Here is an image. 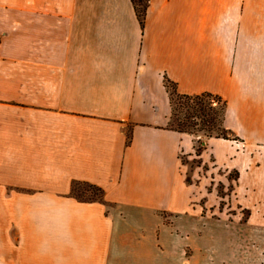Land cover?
Instances as JSON below:
<instances>
[{"label":"crops","instance_id":"crops-1","mask_svg":"<svg viewBox=\"0 0 264 264\" xmlns=\"http://www.w3.org/2000/svg\"><path fill=\"white\" fill-rule=\"evenodd\" d=\"M165 79L225 104L196 181ZM217 178L223 220L264 227V0H0V264H144Z\"/></svg>","mask_w":264,"mask_h":264},{"label":"rangeland","instance_id":"rangeland-1","mask_svg":"<svg viewBox=\"0 0 264 264\" xmlns=\"http://www.w3.org/2000/svg\"><path fill=\"white\" fill-rule=\"evenodd\" d=\"M168 87L173 90L171 83ZM222 106V100L214 95H202L184 103L173 96L168 126L182 128L194 140L193 155L181 154L187 181L199 179L196 171L200 176L209 175L207 163H202L198 155L206 138L226 135L220 125ZM210 180L207 188L215 193L199 196L197 201L203 206L200 214L166 216L160 236H151L144 264H264V227L224 221L223 181ZM72 193L82 199L100 197L96 187L85 183L74 186ZM155 241L161 246L154 248Z\"/></svg>","mask_w":264,"mask_h":264},{"label":"trees","instance_id":"trees-1","mask_svg":"<svg viewBox=\"0 0 264 264\" xmlns=\"http://www.w3.org/2000/svg\"><path fill=\"white\" fill-rule=\"evenodd\" d=\"M147 1L148 0H134V3L136 5V10L138 11V14L140 16V18L142 19L143 17V14H144V11H145V7H146V4H147ZM168 83H171L172 86H173V90H169V87H168ZM165 85L167 87V90H168V93H169V101H170V104H171V113H172V99H173V96L175 95L176 96V99L179 101V102H189V101H193L194 99H198L200 98L202 95H214L210 92H202V93H199V94H189V93H182V92H179L177 91L176 87H175V84L173 82H171L170 80L168 79H165ZM216 96L218 99H221L219 96L217 95H214ZM223 103V106H222V110H221V120H220V125L222 127V129H224V127L222 126V118H223V115H224V110H225V104L224 102ZM170 113V115H171ZM170 119V118H169ZM171 127V126H170ZM171 128H174V129H177V130H180V131H185L183 130L182 128L176 126V127H171ZM225 130V129H224ZM216 136H219V135H216ZM221 136H224L226 137V135H221ZM88 185H91V186H94L96 187L97 190H99L100 192V197H98L99 199H102V190L101 188L95 186V185H92V184H88Z\"/></svg>","mask_w":264,"mask_h":264}]
</instances>
